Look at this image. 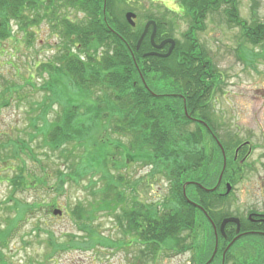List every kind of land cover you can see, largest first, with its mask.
<instances>
[{"label":"trees","instance_id":"obj_1","mask_svg":"<svg viewBox=\"0 0 264 264\" xmlns=\"http://www.w3.org/2000/svg\"><path fill=\"white\" fill-rule=\"evenodd\" d=\"M124 3L127 0H0V42L14 36L11 22L19 34L26 37H30L31 30L42 22H48L62 41L55 63L42 66L50 74V82L42 87L50 91L52 97L44 101L58 105L60 113L53 112L52 120L42 116L39 121H33L31 125L37 135L30 136L31 139L39 136L44 144L51 145L52 152L58 149L64 152L65 148L72 147L68 155L66 152L65 171L55 175V185L60 190L67 180L77 182L89 178L93 184L94 178L99 177L104 182L102 188L96 190L95 186V191L92 190L91 201L85 205L77 203L71 210L73 219L82 224L79 228L88 241L82 249H90L94 243L96 247L110 251L114 244L119 243L116 251L130 249L133 245L138 248L135 259L143 254V260L146 258V262L156 264L155 259L161 251L178 252L184 248L192 252L194 264H206L213 249H207V252L201 249V240L195 247L186 245L188 237L202 233L195 218L199 211L189 206V202L192 199L200 204L204 193L201 186L215 185L222 170L223 156L216 142L201 134L200 127L195 126V131L189 132L191 124L185 115V111L191 116L202 113V104L198 100L202 89L209 82L219 81L204 48L198 44L197 33L204 30L208 15L223 11L228 25L239 27L247 43L258 45L264 40V23L248 25L239 19L236 0H178L182 11L174 14L181 16L184 13L190 24L189 30L178 40L166 33L168 23L164 18L146 16L144 24L135 23V27H131L123 15L127 13L125 10L132 12L133 9L125 8ZM69 14L82 17L73 20ZM148 21L156 25L154 45L167 39L175 42L169 57L147 55H162L169 48V45L161 50L153 48L151 27L136 50ZM183 80L190 81L185 91ZM189 83L194 87L192 96ZM65 88L72 89L77 96L76 110L74 104L60 94ZM122 138L124 142H121ZM29 143L24 146L26 154L30 152ZM111 145L115 147L113 151L109 149ZM76 149L83 150V158L78 157V161L73 152ZM16 151L15 146L11 156L1 153L0 162L10 168L15 165L20 173H15L9 181H16V188L27 190L31 184L22 177L19 168L22 154ZM115 154L121 156L123 167L129 162L150 166V178L159 176L167 183V196L158 204L137 202L133 195L136 187L132 183L130 190L134 198L128 204L126 192L119 188L121 184L117 187L114 175L107 167L115 162ZM29 177L40 186L49 179L45 174L40 179ZM119 177L118 183L125 181ZM123 184L129 186L127 181ZM34 203L41 205L37 201ZM14 209V216L6 220L0 240L4 241L15 231L26 220L27 214H33L34 206L15 201ZM97 212L114 215L116 225L121 229L117 241L100 236V241L95 238L98 230L93 224ZM117 212L122 213L120 217ZM66 239V243L59 245L51 241V254L76 248L74 236L66 235ZM0 245L7 249L6 242ZM0 264H5L1 254Z\"/></svg>","mask_w":264,"mask_h":264},{"label":"rangeland","instance_id":"obj_2","mask_svg":"<svg viewBox=\"0 0 264 264\" xmlns=\"http://www.w3.org/2000/svg\"><path fill=\"white\" fill-rule=\"evenodd\" d=\"M236 2L239 4V19L248 25L256 22L264 23V0H236ZM122 5L127 9H133L135 19L132 21L136 24H144L146 16L164 18V22L168 23L166 33L175 39L181 40L182 34L189 30L190 24L184 13L181 16L174 14L181 13L182 9L174 7L173 4L168 5V9L155 5L149 0H127V3ZM125 12L127 13L123 15V18L126 21L125 15L130 11L125 10ZM68 17L74 20L81 18L82 15L69 14ZM10 24L14 36L5 42H0V154L11 156L16 146V152L22 154L19 156L22 177L26 178L31 185L27 190L16 188L18 183L10 182L9 179L19 171L13 164L10 168L8 164L0 162V233L6 229V220L14 216L15 201L32 204L34 211L33 214H27L26 220L6 237V241L0 240V243L7 244L5 246L7 249L0 245L3 262L5 264H149L150 261L146 262V258L143 260V254H139L138 259L134 258L138 256V248L133 245L130 249L116 251L119 243L114 244L112 246L114 249L110 251L96 247L94 243L90 249H82L86 247L83 244L88 241L85 238L86 234L79 228L82 224L73 219L71 210L77 203L85 205L86 202L91 201L92 190L95 191V186L96 190L102 188L104 182L99 177L94 178L93 184H90L89 178L77 180V182L67 180L60 190L55 185V175L65 171L67 160L64 159L72 147L65 148L67 150L64 152L63 149L52 152L51 145L44 144L39 136L36 139H31L30 136L36 133L35 127L31 125L33 121H39L42 116L52 120L53 112L60 113L58 105L53 106L49 104V101H44L52 97L50 91L43 89L44 84L50 82V74L48 75L47 69L44 71L42 66L48 62L55 63V58L62 49V41L59 34L52 31L48 22H42L31 30L30 37L19 34L17 27L13 26L14 23ZM203 27L204 30L197 33V41L204 48L206 58L209 59L220 83L216 88L213 87L216 82L207 83L209 90H213L210 96L214 98V101L211 100L207 104L208 120L228 127V125L232 126L235 117L252 118L249 123L253 121L252 132L256 135L255 140L258 143V134L264 127V40L258 45L247 43L242 38L239 27L226 23L223 11L208 15ZM60 94L65 100L74 104V110L77 109L75 98L77 96L72 89L65 88ZM185 115L187 119H191V115L186 111ZM188 129L190 133L195 131L191 125ZM230 132H233V129H230ZM112 138L117 139L114 136ZM28 142H30L28 147L30 152L26 154L24 146ZM121 142H124L123 138ZM216 146L223 156L220 173L222 176L225 172L226 158L218 140ZM114 148L113 145L109 147L111 151ZM73 152L76 160L78 157L83 158L82 149H76ZM226 154L232 160L233 154L228 152ZM115 155V162L108 164L107 167L114 175L117 187L121 184L122 187L119 188L126 192L125 198L128 204L135 196L137 202L149 204H158L167 196V183L159 176L150 178V166L143 167L129 162L126 167H123L121 156ZM43 174L49 179H45V185L42 186L33 183L32 178L29 177L36 176L40 179ZM119 176L125 181L118 183ZM126 181L129 182L128 187L123 184ZM132 183L136 187L134 197L130 190ZM34 201L40 202L41 205L35 204ZM240 203L249 205L248 198L242 197ZM236 208L237 206L234 205L230 210ZM124 210L130 211L126 208ZM54 211H59L61 215L54 216ZM121 214L117 212L119 217ZM113 217L104 212L95 214L93 227L98 230V236L95 237L99 239L98 241L100 237L110 238L112 241H117L121 237V229L116 225V219ZM69 234L77 239L75 240L77 244L74 245L76 248L51 254L50 242L54 241L57 245L66 243L68 240L66 235L69 236ZM202 235L201 232L191 235L186 245L195 247L196 244H200ZM194 237L195 242H193ZM130 239L135 242L133 237ZM183 249L179 250V253L171 250L161 251L155 259L156 264H194L192 252ZM204 251L207 252V249L204 248ZM204 258L205 256H202V259ZM208 259L206 264L212 261V258Z\"/></svg>","mask_w":264,"mask_h":264},{"label":"flooded vegetation","instance_id":"obj_3","mask_svg":"<svg viewBox=\"0 0 264 264\" xmlns=\"http://www.w3.org/2000/svg\"><path fill=\"white\" fill-rule=\"evenodd\" d=\"M149 1L165 9L178 4V0ZM212 92L209 85L202 89L198 99L202 113L188 120L191 126L200 127L203 136L221 143L226 172L221 178L219 175L215 185L201 186V203L190 199L189 206L201 213L195 218L201 225L202 248L213 249L210 264H264V127H260L257 143L253 121L249 123L252 118L235 117L228 127L210 122L207 104L214 101ZM226 152L233 154L232 160ZM242 197L248 198L249 205L240 203ZM234 205L237 208L231 211ZM224 221L227 223L221 229Z\"/></svg>","mask_w":264,"mask_h":264},{"label":"water","instance_id":"obj_4","mask_svg":"<svg viewBox=\"0 0 264 264\" xmlns=\"http://www.w3.org/2000/svg\"><path fill=\"white\" fill-rule=\"evenodd\" d=\"M125 19H126V22H127L131 27H135V23L132 21V20L135 19V15H134V14H132V13H128V14H126V15H125ZM150 26H152V34H151L150 40H151V43L153 44L154 48L157 49V50H161V49L164 48L165 45L169 44L170 47H169V49H168V52H167L165 55H161V57H168V56H170V54L172 53V51H173V49H174V46H175L174 41L168 39V40L163 41L162 43H160V44L157 45V46L154 45V43H153V38H154V35H155V32H156V25H155V23L152 22V21H151V22H148V23L144 26V29H143V31H142V33H141V36H140V38H139V40H138V42H137L136 50L139 49V46H140L142 40L144 39L145 35L147 34V31H148V29H149ZM147 55H150V56H151V55H152V56H158V54H155V53H151V54H147ZM188 82H189L188 80H184V81L182 82V87L185 88V86H186V84H187ZM220 178H221V176H220ZM227 190H228V189H227ZM53 215H54V216H57V215H61V213H60L59 211H54V212H53ZM227 221H232V220H227ZM227 221H224V222H223L221 229L223 228V225H224L225 223H227Z\"/></svg>","mask_w":264,"mask_h":264}]
</instances>
